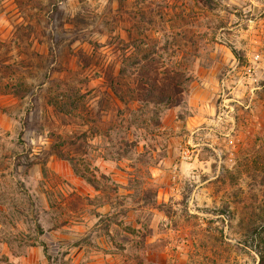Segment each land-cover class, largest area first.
Here are the masks:
<instances>
[{"label":"rangeland","instance_id":"374dc122","mask_svg":"<svg viewBox=\"0 0 264 264\" xmlns=\"http://www.w3.org/2000/svg\"><path fill=\"white\" fill-rule=\"evenodd\" d=\"M260 225L264 0H0V264H256Z\"/></svg>","mask_w":264,"mask_h":264},{"label":"trees","instance_id":"16d2710c","mask_svg":"<svg viewBox=\"0 0 264 264\" xmlns=\"http://www.w3.org/2000/svg\"><path fill=\"white\" fill-rule=\"evenodd\" d=\"M259 227L254 226L251 228L250 237L258 258L256 264H264V226L260 225Z\"/></svg>","mask_w":264,"mask_h":264}]
</instances>
